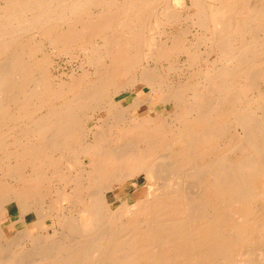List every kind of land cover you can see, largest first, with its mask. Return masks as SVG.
Listing matches in <instances>:
<instances>
[{
	"label": "bare ground",
	"instance_id": "obj_1",
	"mask_svg": "<svg viewBox=\"0 0 264 264\" xmlns=\"http://www.w3.org/2000/svg\"><path fill=\"white\" fill-rule=\"evenodd\" d=\"M75 48L91 70L54 78L48 51ZM11 204L0 264H264V0H0Z\"/></svg>",
	"mask_w": 264,
	"mask_h": 264
},
{
	"label": "rangeland",
	"instance_id": "obj_2",
	"mask_svg": "<svg viewBox=\"0 0 264 264\" xmlns=\"http://www.w3.org/2000/svg\"><path fill=\"white\" fill-rule=\"evenodd\" d=\"M186 2L188 3V0H186ZM181 7V8H180ZM183 7H185V6H181V5H179L178 6V8L180 9V11H182V12H186V10H184L183 9ZM182 9V10H181ZM183 20V21H182ZM180 21H181V23L183 22V23H186V21H185V19L183 18H181L180 19ZM76 49V53H75V55H73L74 53H72L71 54V56H70V58H69V56L66 54H62V56H61V54H58V53H54V52H51V51H48L49 53H48V55H50L49 56V58L50 59H52L51 60V62H53L52 64L50 63V67H49V70H50V72H53L52 74H53V76H54V78H55V76H57V78L59 77V78H62L63 76V78L62 79H64V80H68L69 79V75L72 73L73 75L76 73V75H77V73H80V71H81V69L82 68H87V67H89V65H87L86 63V61L87 60H85L86 58V56H84L85 55V53H86V55H87V53H88V51L86 50H83V52H82V54H83V57H82V54H81V52L80 51H82L80 48H75ZM79 50V51H78ZM78 51V52H77ZM85 51V52H84ZM52 54H51V53ZM52 55V56H51ZM60 55V56H59ZM78 55V57H75V56H77ZM79 55H80V59H79ZM57 57V58H56ZM62 57V58H61ZM72 57V58H71ZM63 58H65V60L63 59ZM73 58H75V59H73ZM68 59V60H67ZM73 61H72V60ZM83 59V60H82ZM54 60V61H53ZM75 60V61H74ZM81 61V63H80V61ZM82 62H84V63H82ZM79 64H82V66L81 65H79ZM78 65L79 66H81V67H79L78 68ZM85 65V66H84ZM52 66H53V68H52ZM54 67H56V69L54 68ZM58 67V68H57ZM51 68V69H50ZM90 68V70H91V68H92V66L91 67H89ZM53 69V70H52ZM59 74L60 72H62V73H60L59 75L57 74V73ZM63 72H64V74H63ZM74 72V73H73ZM65 73H67L66 74V76H65ZM70 73V74H69ZM56 74V75H55ZM68 75V76H67ZM62 76V77H61ZM139 91V92H138ZM137 91V94H138V96L140 97V100L141 101H143L144 103L134 112V114H136V115H138L139 117H144V116H146V115H148V113L149 112H151V111H153V101H147V98H149V96L151 95V90L150 89H148V88H146V89H142L141 87L139 88V90ZM136 94H135V92H132V93H130L128 96H127V98L126 99H123V103H127V102H130L132 99H133V97L135 96ZM155 97H156V94L154 95V100H155ZM144 99H146V100H144ZM51 107H49V109L48 108H43L42 109V111H41V113H47V115H49V113H51L50 111H52V110H54V111H56V109H55V107L53 108V109H50ZM142 108V109H141ZM46 110V112H45V110ZM146 109H148V110H146ZM50 110V111H49ZM156 110H158V112H163L164 111V106H160L158 109H156ZM47 111H49V112H47ZM54 111H52V112H54ZM48 150H50V149H48ZM59 185V186H58ZM131 185V186H130ZM55 186L57 187V188H60L61 187V183L60 184H58V183H56L55 185H54V188H55ZM124 187V188H123ZM144 188V189H143ZM117 190V189H116ZM145 191H146V185L145 184H143V183H141V184H139L137 187H133L132 186V184H131V182H129V181H125L123 184H122V187H118V190L116 191V194L117 195H119L121 198H124V197H126V198H128L127 200L130 202H133L134 200H136L137 198H139V197H142L143 195H144V193H145ZM133 194H135V196L133 195ZM126 195V196H125ZM124 196V197H123ZM130 196V197H129ZM10 207H9V213L8 214H2L1 216H0V219H1V221H2V223H3V228H4V231H5V233L9 236V235H11L14 231H15V229H17V228H21V227H23V222L20 220V211H19V209H18V207L15 205V204H11V205H9ZM14 209V210H13ZM36 212H38V213H41L40 211H36ZM19 214V215H18ZM42 214L44 215V216H42V218H40L41 220H37L36 219V213H35V211L34 210H27V211H25V213H24V217H25V219H26V223H27V225L29 226V231H30V239H32L33 241H35V234L33 233L34 231H35V229H36V227L35 226H32V223L36 220L37 222H38V229L40 228L41 229V231H43L44 229H47V227H48V224H49V218H47V216H45L46 214H47V211H42ZM18 216V217H17ZM32 219V220H31ZM30 223V224H29ZM40 224V225H39ZM47 226V227H46ZM32 229V230H31ZM37 240V239H36ZM24 247L25 246H27V244H24L23 245ZM23 247V248H24ZM20 249L22 248V246H20L19 247ZM18 248V249H19Z\"/></svg>",
	"mask_w": 264,
	"mask_h": 264
}]
</instances>
